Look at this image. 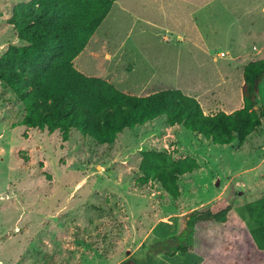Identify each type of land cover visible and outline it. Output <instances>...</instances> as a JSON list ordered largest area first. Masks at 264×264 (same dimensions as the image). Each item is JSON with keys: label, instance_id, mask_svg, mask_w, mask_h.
<instances>
[{"label": "rangeland", "instance_id": "1", "mask_svg": "<svg viewBox=\"0 0 264 264\" xmlns=\"http://www.w3.org/2000/svg\"><path fill=\"white\" fill-rule=\"evenodd\" d=\"M27 1L0 0V57L23 45L8 19ZM88 45L74 61L87 76L135 96L178 89L206 111H229L242 103L245 66L264 59V0H119ZM257 109L260 129L244 143H208L213 150L165 117L113 145L77 131L64 143L58 131L14 126L25 109L0 82V264H120L143 261L150 245L146 263L199 264L195 253L165 255L188 211L224 196L256 227L244 205L264 197V81ZM144 150L193 156L204 170L183 178L174 200L157 182L136 183Z\"/></svg>", "mask_w": 264, "mask_h": 264}, {"label": "trees", "instance_id": "2", "mask_svg": "<svg viewBox=\"0 0 264 264\" xmlns=\"http://www.w3.org/2000/svg\"><path fill=\"white\" fill-rule=\"evenodd\" d=\"M115 0H30L14 6L8 24L22 46H10L0 57V82L23 104V120L14 126L60 132L64 143L72 131L98 145H113L127 130L160 117L170 127L182 126L214 145L244 143L263 121L258 106L264 81V59L245 66L243 107L207 115L200 102L178 89L146 96L119 90L100 77L87 76L74 65L107 18ZM176 153V152H175ZM136 183H159L174 200L181 197L180 179L201 168L197 158H174L171 152H140ZM250 226L224 196L182 216L165 255H197L199 264H264V197L244 205ZM162 241V240H161ZM152 245L148 247L149 251ZM126 259L120 264H152ZM161 253H157V256Z\"/></svg>", "mask_w": 264, "mask_h": 264}, {"label": "crops", "instance_id": "3", "mask_svg": "<svg viewBox=\"0 0 264 264\" xmlns=\"http://www.w3.org/2000/svg\"><path fill=\"white\" fill-rule=\"evenodd\" d=\"M28 1H30V0H28ZM28 1H27V2H28ZM15 5H16V4H15ZM15 5H14V6H15ZM117 5H119V0H115V2H114V4H113V7H112V9H111V12H110L109 15L107 16V18L104 20V22L109 18V16H110L111 13L114 11V9H115V7H116ZM13 8H14V7H13ZM13 8H12V12H13ZM121 9H123V10H128V9H126V8H124V7H121ZM11 16H12V14H11ZM104 22H103V23H104ZM103 23H102V25H103ZM102 25H101V26H102ZM101 26H100V27H101ZM100 27H99V28H100ZM97 31H98V30H97ZM96 33H97V32H96ZM96 33H95L94 36L91 38V40H93V38H95ZM91 40H90V41H91ZM88 46H89V45H87V47H88ZM87 47H86V48H87ZM86 48H85V49H86ZM86 50H87V49H86ZM90 51H91L90 54H91V55H94L93 51H92V50H90ZM83 52H84V51H83ZM83 52H82V53H83ZM82 53H81V54H82ZM81 54H80V55H81ZM80 55H79V56H80ZM79 56H78V57H79ZM78 57H77V58H78ZM77 58H76V59H77ZM76 59H75V60H76ZM75 60H74V61H75ZM74 65H75V64H74ZM82 68H83V71H85L86 73L91 74V73H90L91 70H89L88 67H86V66H82ZM80 72H81V71H80ZM243 82H244V80H243ZM242 86H243V84H242ZM242 86H241V92H242ZM157 92H158V91H157ZM153 93H155V92H153ZM150 94H152V93H150ZM148 95H149V94H148ZM242 107H243V99H242V103H241V101H240L239 104H237V105H235V106L233 107V109H231V110H229V111H225V112H226V113H232V112H234L235 110L241 109ZM204 112H205V114H207V115H214V114L218 113L219 111H218V112H214V113H212V112H210V111H208V110H207V111L204 110ZM175 127H176V126H175ZM260 128H261V127H260ZM260 128H259V129H260ZM262 136L264 137L263 134H262ZM250 137H251V136H250ZM256 140H257V139H256ZM199 143L202 144V142H199ZM208 143H211V142H208V141H207V142H204L203 145H201V146H203V148H201L202 151H203V149H205V147H207V149H209V150H213V149H214L213 146H208V145H209ZM215 146H217V145H215ZM223 146H228V145H223ZM211 147H212V148H211ZM201 150H200V155H201L200 158L203 160V159L206 158V156L204 155V153H202ZM196 151H198V150H196ZM198 161H199V163H200V165H201V168H200L198 171H196L195 173L203 172V170H204V169H203V164L200 162V160H198ZM205 162H206V161H205ZM205 164H206V163H205ZM263 164H264V153H263V158H262L261 162L259 163V167L262 166ZM188 177H189V176L185 175V176L181 177L180 181H181L183 178H188ZM180 183H181V182H180ZM215 196H216V195H215ZM218 196H219V195H218ZM218 196H217V197H218ZM219 197H220V196H219ZM191 211H192V210H191ZM191 211H188V212L185 213L184 215H188V214H190Z\"/></svg>", "mask_w": 264, "mask_h": 264}, {"label": "built area", "instance_id": "4", "mask_svg": "<svg viewBox=\"0 0 264 264\" xmlns=\"http://www.w3.org/2000/svg\"><path fill=\"white\" fill-rule=\"evenodd\" d=\"M222 56L224 57V54H222Z\"/></svg>", "mask_w": 264, "mask_h": 264}]
</instances>
